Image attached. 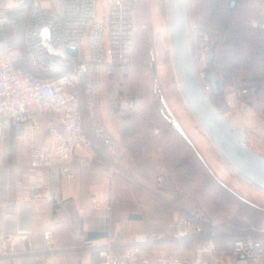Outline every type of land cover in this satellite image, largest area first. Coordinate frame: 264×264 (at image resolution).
<instances>
[{
	"label": "built area",
	"instance_id": "2783aa9c",
	"mask_svg": "<svg viewBox=\"0 0 264 264\" xmlns=\"http://www.w3.org/2000/svg\"><path fill=\"white\" fill-rule=\"evenodd\" d=\"M46 2L48 6H44ZM230 4L234 5L235 0ZM97 6V0H0L1 23L9 22V13L13 11L25 14L19 51V57L25 62L16 64L14 54L0 47V140L13 127L21 137L32 130L46 129L50 139L44 147L24 146L30 154L28 166L15 178H12L10 167L0 160V235L3 245L13 239V235H17L14 240L20 242L29 238L31 229L20 226L21 218L25 216L30 220L34 201L52 196V184L45 171L60 166L65 174L73 176L70 160L75 150L94 145L86 127V115L93 133L103 140L112 159L103 170L109 176L114 174L120 142L104 122L101 110L103 79L106 72H115L129 63L137 23L132 0H111L107 24L98 20ZM249 23L264 28V16L253 18ZM220 37L218 31L199 32V41L204 43L205 49L209 42L218 49ZM51 47L65 54L54 52ZM198 76L205 90L210 91L207 70L200 71ZM247 92L248 89L240 90L232 84L227 95L228 106L238 108L245 118L253 112V105L242 97ZM12 183L19 189L13 202L8 199ZM96 204L100 205L99 202ZM204 229L203 224L186 217H179L174 222L176 236L203 232ZM211 233L215 234L214 231ZM43 235L47 250L53 252L52 230H44ZM156 238L149 233L142 235L145 241ZM81 245L99 251L101 260L98 264H227L226 258L230 255L237 259L236 264H264V236L257 237L252 233L237 235L230 250L219 249L214 238L196 240L188 254L149 255L138 247L120 249L114 236L106 240L99 236L84 237Z\"/></svg>",
	"mask_w": 264,
	"mask_h": 264
},
{
	"label": "crops",
	"instance_id": "0c3cea01",
	"mask_svg": "<svg viewBox=\"0 0 264 264\" xmlns=\"http://www.w3.org/2000/svg\"><path fill=\"white\" fill-rule=\"evenodd\" d=\"M11 13L13 20L19 11ZM261 35L264 38V28H261ZM251 52L245 59L249 67L245 85L251 86L249 100L256 110L242 123L237 122L246 127L249 138L254 133L264 140V79L262 73L260 81L253 79L252 67L258 59ZM110 109L103 88L101 110L104 122L120 142L114 174L109 176L103 170L112 159L103 140L93 133L87 120L86 127L94 145L75 150L70 160L73 176L65 174L60 166L45 171L52 184V196L34 201L30 220L25 216L21 218L20 226L31 229L27 240H14L17 235H13V239L3 245L0 235V264H98L101 260L99 251L81 245L84 237L93 236L105 240L114 236L120 249L138 247L149 255L188 254L196 240L210 238L215 239L219 249L230 250L239 234L264 236V198L253 196L245 187L221 179L223 187L218 197L208 196L209 192L202 190L197 195L183 191L177 194L176 189L183 187L184 181L191 190L203 184L200 165L213 171L212 162L197 143L199 140L189 139L184 132L178 133L176 140L159 137L161 142L167 143L161 147L164 151L160 155L170 170L162 184L150 168L146 170L140 165V154L130 150L132 139L118 130ZM49 142L46 129L32 130L21 137L13 127L0 140V160L10 167L12 178H15L28 166L30 154L24 146L44 147ZM155 151L156 147L148 148L144 156L150 158ZM18 190L12 183L9 201L16 200ZM231 205L233 212L227 214ZM179 217L203 224L204 231L176 236L174 222ZM46 229L53 232V252L46 248L43 235ZM145 233L157 238L145 241L142 239ZM226 262L236 264L237 259L230 255Z\"/></svg>",
	"mask_w": 264,
	"mask_h": 264
},
{
	"label": "rangeland",
	"instance_id": "374dc122",
	"mask_svg": "<svg viewBox=\"0 0 264 264\" xmlns=\"http://www.w3.org/2000/svg\"><path fill=\"white\" fill-rule=\"evenodd\" d=\"M132 1L137 36L131 59L127 65L119 67L117 71L105 73L103 88L118 130H121L123 136L132 139L130 150L134 154H140V165L146 170L150 168L153 175L159 177V181L164 184L167 176L170 175V170L161 160L160 154L164 151L161 147L167 144L161 142L163 140L161 137L176 140L178 133L184 132L189 139L199 140L197 143L212 162L213 171L209 172L206 165H200L199 170L202 169L204 174L203 184L191 190L192 188H188L187 182L184 181L185 185L176 189L177 194L183 191L187 194L194 192L197 195L202 190L209 192L208 196L218 197L223 187L221 179H225L245 187L253 196L260 195L264 198V191L239 175L220 156L218 149L183 97L173 66L166 0ZM263 1L235 0V4L231 5V0H189L192 35L198 40L201 49L197 72L207 70L208 65V49H205L204 43L199 41V32L218 31L221 37L219 48L215 49L214 66L225 80V88L224 94L215 95L213 101L222 113L233 115L235 119L241 118L236 120L241 123L246 119L243 114L238 108L228 106V87L235 84L240 90L244 89L247 79L245 74L249 70L245 57L249 56L250 50L258 59L252 67L253 79L260 72L259 62L264 60V38L261 32L250 28L249 21L264 16ZM97 3V18L107 24L111 0H97ZM48 5V2L44 4V6ZM12 14L9 13L11 18L9 22H0V47L9 49L14 54L15 63L22 64L25 60L19 57V51L25 14L19 11L13 20ZM105 39L109 50L108 27H106ZM84 43L88 53L86 38ZM208 92L213 93L212 86ZM249 95L247 92L242 94V97L252 104ZM255 110L253 105V112ZM249 143L264 153V140L260 139V135L254 136L253 133ZM151 147H156L154 155L150 158L145 157L147 149ZM233 207L231 205L226 213L233 212Z\"/></svg>",
	"mask_w": 264,
	"mask_h": 264
},
{
	"label": "water",
	"instance_id": "95a60500",
	"mask_svg": "<svg viewBox=\"0 0 264 264\" xmlns=\"http://www.w3.org/2000/svg\"><path fill=\"white\" fill-rule=\"evenodd\" d=\"M173 66L183 97L220 152L221 156L246 180L264 191V153L249 143V132L233 115L220 111L215 95L224 94L225 80L215 69L216 45L208 43L207 79L213 93H208L197 72L200 45L193 38L189 0H166ZM52 51L65 54L54 47ZM71 54L75 51L68 50Z\"/></svg>",
	"mask_w": 264,
	"mask_h": 264
},
{
	"label": "trees",
	"instance_id": "16d2710c",
	"mask_svg": "<svg viewBox=\"0 0 264 264\" xmlns=\"http://www.w3.org/2000/svg\"><path fill=\"white\" fill-rule=\"evenodd\" d=\"M250 28L251 29H253V30H255V31H259V32H261V28L262 27H253L252 25H250ZM255 57V56H254ZM245 59H247V55H246V57H245ZM256 63V62H255ZM260 64H259V66H260V72H259V74L255 77V79L256 80H258V81H260L261 80V73L263 74V79H264V71H263V65H264V62H263V60L261 61L260 60V62H259ZM253 66H254V64H253ZM227 81V80H226ZM250 85H245V87L244 88H246V89H248V92H249V90H250ZM250 94V93H249ZM85 115H86V113H85ZM86 117V119L88 120V116L86 115L85 116ZM220 153V152H219ZM220 156H221V154H220ZM222 157V156H221ZM223 158V157H222ZM224 159V158H223ZM225 160V159H224ZM226 161V160H225ZM227 162V161H226ZM228 163V162H227ZM240 175V174H239ZM261 190V189H260ZM263 191V190H262ZM253 234V233H252ZM254 236H257V237H259V235H256V234H253Z\"/></svg>",
	"mask_w": 264,
	"mask_h": 264
}]
</instances>
